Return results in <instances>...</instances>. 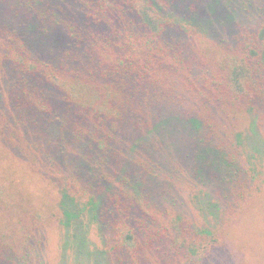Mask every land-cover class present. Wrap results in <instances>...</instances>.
Wrapping results in <instances>:
<instances>
[{
    "label": "trees",
    "instance_id": "1",
    "mask_svg": "<svg viewBox=\"0 0 264 264\" xmlns=\"http://www.w3.org/2000/svg\"><path fill=\"white\" fill-rule=\"evenodd\" d=\"M260 3L0 0V264L202 263L264 189Z\"/></svg>",
    "mask_w": 264,
    "mask_h": 264
},
{
    "label": "rangeland",
    "instance_id": "2",
    "mask_svg": "<svg viewBox=\"0 0 264 264\" xmlns=\"http://www.w3.org/2000/svg\"><path fill=\"white\" fill-rule=\"evenodd\" d=\"M260 6H264V0H261ZM239 31L245 32V29L240 27ZM24 185L29 191L36 194V190H33L36 185L31 188L26 181ZM41 199L39 197L34 203L36 205L45 204ZM196 216L200 227L208 225L205 221L207 217L215 219L212 220L214 226L209 228L216 232L219 240L214 244L208 256L201 261V264H264V189L259 193L256 192L252 199L241 210H238L234 219L228 224H215L214 222H217V220L214 215H208L205 218L202 213L197 211ZM225 216L223 213L224 219ZM46 232L48 254L51 263L56 264L60 260V228L58 224H54L48 226ZM68 255L71 256V252ZM68 264H73V261L69 260Z\"/></svg>",
    "mask_w": 264,
    "mask_h": 264
}]
</instances>
